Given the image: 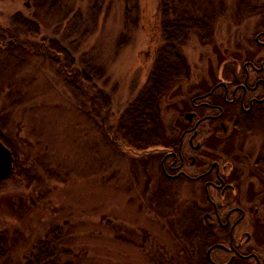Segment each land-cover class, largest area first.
<instances>
[{"label": "rangeland", "instance_id": "rangeland-1", "mask_svg": "<svg viewBox=\"0 0 264 264\" xmlns=\"http://www.w3.org/2000/svg\"><path fill=\"white\" fill-rule=\"evenodd\" d=\"M256 3L264 6V0ZM185 4L196 17L209 5L216 11L223 8L212 25L211 44L203 45L191 35L182 48L195 83H206L203 89L215 83L218 66L231 60L233 53L251 60L260 57L254 37L263 29L262 11L236 15L235 0ZM76 11L82 26L70 35ZM18 12L29 18L38 15L41 37L56 40L78 68L84 62L102 68L105 80L93 83L109 97L110 106L103 110L95 104L92 112L70 91L56 67L44 55H35L32 47L15 49L14 61L0 54V134L19 168L26 171L25 178L14 176L0 183V231L6 232L9 244L0 264H24L37 241L54 228L61 230L59 249L70 253L61 261L195 264L192 253L198 246L193 241L190 183L166 182L153 158L131 159L110 143L122 141L117 115L143 85L152 49L158 46V35L152 31L158 0H128L126 5L118 0H63L49 15L35 11L32 0H0V31L14 30L9 18ZM5 44H10L9 38L0 32V46ZM231 69L234 66L225 67L226 77ZM166 100L161 116L165 130L172 132L183 115L177 112L182 106L168 108ZM263 124L229 132L219 154H231L245 166L252 164L264 143ZM200 133L211 148L214 125L204 123Z\"/></svg>", "mask_w": 264, "mask_h": 264}, {"label": "flooded vegetation", "instance_id": "flooded-vegetation-1", "mask_svg": "<svg viewBox=\"0 0 264 264\" xmlns=\"http://www.w3.org/2000/svg\"><path fill=\"white\" fill-rule=\"evenodd\" d=\"M261 21L263 29L254 37L260 57L234 67L227 77L219 74L192 97L180 124L165 132L152 155L165 181L192 187L195 264H264V171L255 161L245 166L231 154H219L229 132L256 122L264 107V6ZM206 122L216 130L211 148L200 133Z\"/></svg>", "mask_w": 264, "mask_h": 264}, {"label": "trees", "instance_id": "trees-1", "mask_svg": "<svg viewBox=\"0 0 264 264\" xmlns=\"http://www.w3.org/2000/svg\"><path fill=\"white\" fill-rule=\"evenodd\" d=\"M62 1L32 0V8L37 12H43L44 15H49L60 8ZM118 1L123 5L128 2V0ZM256 1L235 0V14L238 15L242 12L251 15L261 13L263 6L257 4ZM185 2L186 0H158L159 14L152 29L158 35V46L152 49V61L143 85L132 100L125 105L122 112L117 115L116 128L121 135L122 141L113 139L114 141L110 143L114 144L115 147L122 151V154L128 155L131 159L141 157H151L152 159L154 153H142V155H139L133 152L138 153L148 149L159 148L160 144H162L166 132L161 116V104L164 99L170 101L168 108L175 109L181 105L182 107L177 111L181 114L188 107L189 100L192 97L207 90V87L203 89L206 86L204 81L195 83L190 66L183 56L182 48L186 45L191 35L196 36L203 45L211 44L212 25L216 16L222 13L223 8L221 7L216 11L215 6L209 5L200 17H196L187 8ZM123 11L124 15L128 13L126 7L123 8ZM37 16L34 14L30 18L24 17L18 12L9 18L10 25L14 30L1 29V34L9 38L10 44L0 46V54L5 55L6 59L14 61L18 59V57L14 56L15 49L34 48V54L44 55L43 57L56 67L57 74L64 80L70 91L77 98L84 99L83 101L88 105L89 109L91 108L92 112L95 111V104L99 105L103 110L108 109L110 106L109 97L93 83L94 80L102 82L105 80L102 68L90 65L88 62H84L82 67L78 68L70 53L56 40L41 37L40 24L36 22ZM134 22L136 23L137 20ZM70 25V35L77 34L82 26V18L79 11H76L71 17ZM20 35L37 38L39 41L38 43H31L20 39ZM82 36H84V33ZM247 60L251 59L240 55V53H233L231 60L218 66L216 77L224 73L225 67L241 66ZM21 63L19 62V64ZM216 77H211L214 82ZM184 84L186 85V90L183 91ZM263 109L264 107L259 110L261 112L259 119L250 124L246 123L249 124L248 127L242 130L246 132L254 127L255 124L261 125V123H264ZM0 122H3V120H0ZM176 124H180L179 118ZM0 141L9 148L1 134ZM11 154L13 157L12 172L3 182H10L14 176L26 177V171L19 168L16 163V156L12 152ZM255 162L264 171V143L260 147V153ZM60 234L61 230L59 228L50 230L43 240L37 241L26 257L24 264H73L71 261H61V258L70 256V253L67 250L59 249ZM8 252L7 234L0 231V261L6 258ZM199 264H205V261L202 260Z\"/></svg>", "mask_w": 264, "mask_h": 264}, {"label": "water", "instance_id": "water-1", "mask_svg": "<svg viewBox=\"0 0 264 264\" xmlns=\"http://www.w3.org/2000/svg\"><path fill=\"white\" fill-rule=\"evenodd\" d=\"M188 116V115H187ZM158 148L148 149L143 152H133L134 154L142 155V153L149 154L158 151ZM13 157L8 148H6L0 141V183L5 181L12 172Z\"/></svg>", "mask_w": 264, "mask_h": 264}]
</instances>
